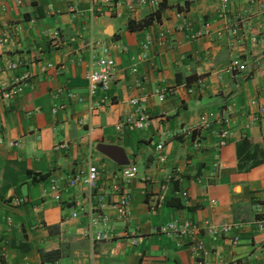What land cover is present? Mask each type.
<instances>
[{"label":"crops","instance_id":"1","mask_svg":"<svg viewBox=\"0 0 264 264\" xmlns=\"http://www.w3.org/2000/svg\"><path fill=\"white\" fill-rule=\"evenodd\" d=\"M91 1L0 0V30L9 35L0 44V88L30 74V86L11 101L0 97V264H264V0H162L157 9L96 0L101 13L90 19ZM154 12L158 20L127 30L128 21ZM234 17L246 23L229 36L222 26ZM183 20L190 27L178 32ZM201 22L207 34L191 39ZM160 30L168 47L157 45ZM89 38L114 43V78L92 96L85 75L98 51L88 50ZM156 92H164L162 100ZM132 98L142 99L137 105L147 117L140 129L124 123L135 110ZM57 105L63 109L52 115ZM220 128L229 136L216 152ZM58 144L64 147L53 149ZM88 164L98 172L94 188L68 186ZM130 165L137 176L123 186L129 203L121 219L111 208L120 199L111 175ZM162 182L163 199L149 211ZM179 188L186 201L171 196ZM98 206L107 223L89 229V208ZM184 221L198 232L156 233ZM220 226L231 229L207 232ZM137 235L140 242L130 245Z\"/></svg>","mask_w":264,"mask_h":264},{"label":"built area","instance_id":"2","mask_svg":"<svg viewBox=\"0 0 264 264\" xmlns=\"http://www.w3.org/2000/svg\"><path fill=\"white\" fill-rule=\"evenodd\" d=\"M162 0H130V2L136 3L139 6H147L151 9H157L159 7V4ZM248 1V0H247ZM91 7L89 10V18L93 19L94 17H97L101 13V6L97 4L96 0L91 1ZM100 3L102 4H112V0H100ZM260 10L264 12V3H260L258 5ZM178 15V14H177ZM246 23V17H234L233 19H227L225 20L224 25L222 26L223 32H225L229 36H235L237 32L243 28V26ZM190 27L189 22L181 21L177 26L176 30L178 32L186 31ZM207 24L200 23V29L201 30H195L191 34V39H196L200 37L201 35L207 34ZM220 31H217L216 34L220 35ZM7 32L0 30V44H4L7 42ZM9 38V35H8ZM156 42L158 46H165L166 45V35L163 31H159L157 34ZM150 39L147 38L144 45L142 46L143 49H147V47L150 45ZM86 46L88 50L93 51L97 50L98 54L96 57H93V60L89 62L88 70L85 75L86 79V86H87V93L88 96H92L97 89H100L102 91H106L108 84L112 82L114 78V71H115V63L113 58L110 55V50L114 47V43L107 40H101V39H92L89 38L86 42ZM168 47V44L165 46ZM139 56H136L135 59H132L131 65L129 67V72L131 74H135L137 72L136 69V62L138 61ZM135 60V61H134ZM8 70H13L16 68L14 64H7ZM135 86L138 85V79H134ZM30 86V74L27 71H22L15 77L11 79V81L1 86L0 88V97L4 99L5 101H11L16 95L20 94L25 88ZM156 97L160 101L164 97V92H156ZM142 99L132 98L129 100V103L135 107V110L131 113H129L125 119L124 123L133 127L140 129L143 126L147 124V117L145 113L142 111L143 109L138 106V101ZM63 109V105H57L51 108L50 113L52 115L56 114L59 110ZM223 123H227V119L223 120ZM209 127L208 124L200 125V129H207ZM196 129V128H195ZM189 134L191 133L190 130ZM187 131V132H188ZM229 136V132L226 128H220L216 132V142H215V151L218 152L221 147H223L226 144L227 138ZM2 143V140L0 139V144ZM5 145L8 148L16 146L17 142H11L6 141L4 142ZM64 146L62 144L55 145L53 149L63 148ZM161 149V144H157L155 146V150L159 152ZM163 156L158 155L157 160L159 162L163 161ZM137 176L136 167L134 165L122 167L121 169L115 171L111 175V180L113 183V190L114 192H117L120 194V199L118 201H115L111 208L113 209L115 215L118 218L124 219L128 215V203H129V194L123 190V186L134 180ZM176 179H179L176 177ZM98 180V172L97 169L91 165L88 164L86 170L84 172H78L72 176H70L67 184L68 186H75L78 184H83L87 189L91 190L94 188L96 182ZM49 191L53 194V199L58 200V189L57 187L51 182L49 185ZM166 191V183L162 182L159 185V192L160 194L154 199L150 201L148 204V210L149 211H155V208L158 206L159 200L163 199V194ZM171 196L180 199L181 201L187 200V193L184 188H179L176 190H172L170 192ZM158 199V200H156ZM15 204H19V200H14ZM71 218H76L77 212L76 210H73L71 213ZM107 223V217L102 213L101 208L98 207H92L89 208V222L88 226L89 229L96 227V225H99L101 228H103ZM263 220H257L256 224L258 229L262 228ZM198 226L190 221H184L182 224H177L175 222H170L163 224L161 226L157 227L156 233L166 236V237H182L187 234L194 235L198 232ZM231 229L230 226H220V227H207V232L212 235H224ZM103 236L101 235V231L95 232V235L93 238L95 240H100ZM141 236L137 235L132 237L129 240L130 245H135L136 243L140 242ZM237 242L236 236H233L231 239V243L235 244ZM200 247V244L196 245V249L198 250ZM5 258V254L2 249H0V260ZM195 264H205V262L197 258L195 260Z\"/></svg>","mask_w":264,"mask_h":264},{"label":"trees","instance_id":"3","mask_svg":"<svg viewBox=\"0 0 264 264\" xmlns=\"http://www.w3.org/2000/svg\"><path fill=\"white\" fill-rule=\"evenodd\" d=\"M153 20H158V13L154 12L153 14H150L149 16L143 18L138 22L128 21L126 24V28L128 31L139 30L150 25Z\"/></svg>","mask_w":264,"mask_h":264}]
</instances>
